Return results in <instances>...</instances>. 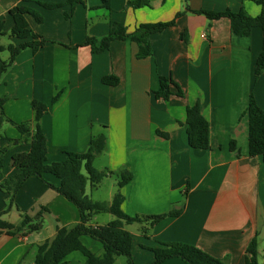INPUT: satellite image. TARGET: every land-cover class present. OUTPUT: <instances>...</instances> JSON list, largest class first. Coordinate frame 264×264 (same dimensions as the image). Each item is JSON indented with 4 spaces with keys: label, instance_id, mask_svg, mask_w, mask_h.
Here are the masks:
<instances>
[{
    "label": "crops",
    "instance_id": "crops-1",
    "mask_svg": "<svg viewBox=\"0 0 264 264\" xmlns=\"http://www.w3.org/2000/svg\"><path fill=\"white\" fill-rule=\"evenodd\" d=\"M134 1L109 0V8H104L100 0H0V22L7 33L0 37V45L20 42L8 35L12 27L8 10L17 5L42 18L37 23L27 16V21L46 41L36 51L22 50L0 76L3 113L14 123L30 121L33 126L31 102L45 104L38 124L46 138L47 163L63 161L64 152H85L92 136L104 134L106 146L97 156L102 164L96 168L111 172L108 175L122 169L132 174L120 188L122 211L128 216L181 211L150 227L147 237L140 232L142 224L125 226L132 238L134 264L152 263L148 248L155 242H182L214 258L228 256L226 264H244V251L253 237L257 260L264 264V160L248 156V122L243 114L250 95L264 111V71L254 74L256 57L264 53V32L255 27L248 36L239 37L231 32L228 19L209 21L186 10L242 8L257 16L260 7L251 0H145V6H126ZM183 11L173 26L150 35L151 55L144 59L135 57L137 46L129 39L113 40L99 53L83 44L87 37L106 36L110 21L130 33L140 24L171 21ZM8 57L0 56V66ZM104 76H114L117 84H103ZM159 77L170 78L182 95L172 85L167 100L155 98ZM196 102L209 123V149L187 144L185 109ZM19 138L13 125L6 121L0 125L3 177L18 173L11 165L12 154L29 150L27 143L11 141ZM58 184L51 174L29 177L11 203L0 188L1 218L9 223L16 225L21 214L33 218L41 208L47 209L39 231L0 233V264H33L39 244L51 239L57 228L78 223L75 205L53 188ZM92 190H86L91 199ZM97 215L92 218L94 225L110 221L100 224ZM80 240L91 252H101L99 242L88 236ZM65 260V264H86L79 252ZM160 264L186 263L171 258Z\"/></svg>",
    "mask_w": 264,
    "mask_h": 264
},
{
    "label": "trees",
    "instance_id": "trees-1",
    "mask_svg": "<svg viewBox=\"0 0 264 264\" xmlns=\"http://www.w3.org/2000/svg\"><path fill=\"white\" fill-rule=\"evenodd\" d=\"M27 1V0H23ZM78 0H66L67 3H75ZM104 8H109V0H100ZM260 7V13L257 16L248 15L242 8L237 12L223 11L213 12L207 10L187 11L203 15L207 20H217L226 18L229 21L231 32L239 37L248 36L255 27L264 32V0H251ZM45 8H55L58 4H41ZM147 5L145 0L126 2V6L141 7ZM185 11L177 13L175 18L168 22H157L138 25L132 32L127 33L126 29L114 21L109 22V29L106 36L101 39L87 37L84 45L90 47L92 53L105 51L109 43L113 40L129 39L137 46L135 57L144 59L151 55L149 37L154 33L163 31L173 26L177 17ZM8 15L12 20V27L9 37L19 40V44L0 45V53L7 51L9 57L3 61L0 66V76L6 71L17 55L24 49L29 48L36 51L45 44V40L33 32L29 27L27 16L40 23L42 18L32 9L25 5L13 6L8 10ZM7 35L3 31L2 22H0V37ZM184 38L183 35H181ZM264 71V53H260L255 60L254 74L258 76ZM101 82L105 85L114 86L118 80L114 76H104ZM177 88L176 94L181 96L182 92L170 78L159 77L158 88L153 92L155 98L167 100L172 94L170 87ZM59 92L53 97L55 101ZM3 99H0V125L6 121L13 125L20 134L17 140H11L13 144L27 143L29 150L22 153H14L11 156V165L18 170V173L11 177L0 175V188L9 196L10 203L13 201L17 190L29 177L42 179L44 174H51L58 179L59 184L53 187L60 195L72 202L78 210L79 221L76 224L64 226L56 229L54 236L42 242L36 247V254L33 264H65L66 257L72 252L81 253L86 264H114L117 256L126 258L125 264H134L131 258L132 238L131 234L125 229L126 225L139 223L141 234L147 237L150 227L165 217H176L180 210L170 209L167 212L149 215V216H128L121 209L123 195L120 188L125 186L132 179V174L126 170H120L116 176L117 191L111 201H93L87 194V187L94 189L97 187L103 177L110 174L107 170H99L93 166L94 159L100 155L106 146V138L100 133L90 138L85 152L74 153L64 152L63 161L46 162L47 146L46 138L42 133L38 121L43 112L46 111L45 104L33 100L31 106L34 110V125L32 122L14 123L7 119L3 113ZM247 116V146L248 156H259L264 160V111L255 103L253 96L248 98L244 113ZM185 125L187 134V144L193 149H209V123L201 114L199 104L196 102L185 109ZM159 136L167 137V134L157 131ZM229 148L234 149V142L230 141ZM5 148L0 149V164ZM188 192V186L182 191L183 197ZM45 207L33 217L30 218L21 214L18 224H12L1 218L0 214V233L7 235L21 234L26 228L29 232H37L42 226V215L46 212ZM110 214L112 219L104 225H94L93 216L97 214ZM27 231V232H28ZM88 236L89 238L101 244L99 254L91 252L82 243L80 238ZM153 256L150 264H160L171 258H178L186 264H226L228 256L223 258H214L198 247L182 242L162 243L155 242V245L148 248ZM244 264H259L257 260V241L253 237L247 244L244 251Z\"/></svg>",
    "mask_w": 264,
    "mask_h": 264
},
{
    "label": "rangeland",
    "instance_id": "rangeland-1",
    "mask_svg": "<svg viewBox=\"0 0 264 264\" xmlns=\"http://www.w3.org/2000/svg\"><path fill=\"white\" fill-rule=\"evenodd\" d=\"M7 40H5L6 42ZM8 55L7 51H3L0 53V56L2 58H6ZM99 158V159H98ZM101 157H96L95 161L93 162V166L96 168L102 163ZM118 180V177L116 175H106L105 177L102 178V180L99 182L96 188L92 190V199L97 200V201H105L107 200L110 196L113 195L116 189V181ZM184 200V199H183ZM182 200V201H183ZM111 220L113 217L108 214H100L96 216V222L102 224L104 223L105 220ZM126 258L122 255L117 256L115 259L114 264H125Z\"/></svg>",
    "mask_w": 264,
    "mask_h": 264
}]
</instances>
